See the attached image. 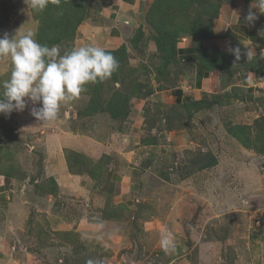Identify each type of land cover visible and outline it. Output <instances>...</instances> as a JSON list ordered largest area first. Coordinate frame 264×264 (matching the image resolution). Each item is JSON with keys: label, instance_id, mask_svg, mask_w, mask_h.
<instances>
[{"label": "rangeland", "instance_id": "rangeland-1", "mask_svg": "<svg viewBox=\"0 0 264 264\" xmlns=\"http://www.w3.org/2000/svg\"><path fill=\"white\" fill-rule=\"evenodd\" d=\"M87 1V18L79 26L75 42L55 45L61 49V54L86 45L112 50L110 46L113 41L106 35L113 27L107 26L106 13L108 7L119 0ZM154 1L146 0L142 8L147 11ZM217 1L202 0L190 9L192 18L201 22L205 29H209L212 24L216 28L224 6L240 9V12L244 10L241 15L244 18L252 3V0H222L223 5L216 12ZM26 8L24 0H0V36L5 32L13 36L18 30L20 33L32 31L41 43L35 12L21 11ZM252 11L258 16L255 28H261L262 42L253 47L256 57L247 60L242 55L236 61L235 56L230 55L236 66L240 62H248L250 67L251 63H256L250 69L238 68L234 79L238 86L248 72L256 73L258 83L254 87L253 100H246V89L238 86L243 90L240 98L244 100L233 99L229 105L213 106L194 114L191 119L185 120L190 128L168 131L162 114L170 110L183 111L175 110L176 104L165 103L158 94L152 101L150 97L146 99L148 116L147 108L144 106L141 109L138 103L141 100L139 97L147 91L145 87H142V92L141 88H134L136 82L127 85L132 90L140 91L131 99L132 110L140 108V116H135L132 111L123 123L112 119L105 110L93 112L95 119L82 117L80 112L92 109L93 98H100L102 109L107 108L113 94L124 90V84L115 85L112 77L106 79L100 89L98 83L87 84L86 91L77 99L62 105L55 120L56 125L50 126L47 122L42 123L43 127L39 125L38 120L30 114L31 105L23 112L0 114V183L5 178H11L15 190L14 194L6 196L5 202H0V254H4L3 258L0 257V264H86L89 259L98 261V264H264V156L256 149L244 148L228 132L230 124L252 126L256 119L264 116V77L256 71L264 68V14L258 9ZM137 17V20L141 18L140 22H143L146 30L141 49L134 51L129 45L133 28L127 23L123 24V44H128L132 67L146 64L136 76L137 82H150L155 87L157 82L154 77L148 82L142 73L143 70L149 71L150 66L154 67V62H159L155 58L158 54L151 51L153 42L150 41L149 30L151 33L153 31L146 22L145 13ZM183 22L182 17L177 21L178 24ZM190 39L195 43L193 38ZM209 40L202 43H211ZM45 45L52 47L47 43ZM246 47H242V52L247 50ZM143 53L153 63L145 59ZM175 69L182 73L184 68L175 66ZM10 72V59L0 58V94L3 92L2 83L9 79ZM186 77L187 74L177 79V74H173L169 80L174 82L172 87H180ZM202 96L204 99L212 95L203 93ZM184 97L189 101L198 96L195 91H189L184 93ZM142 117L144 125L140 126ZM148 118L151 121L149 125ZM108 125L110 128H106ZM32 128H46V132L66 130L77 136H95V129H105L102 133L104 142L110 140L107 144H111L106 170L113 168L110 172L113 173L127 167L130 173L133 169L142 171L141 194L130 198L134 206L129 210L110 209L108 198L97 202V206L82 200L84 198L79 193L72 195L69 203L63 205L66 207L65 212L60 213L65 220L75 222L89 217L96 225L103 224V228L94 229L95 232L92 231L88 237L85 235L88 239L74 230H55L44 222L39 227H33L35 229L26 225L28 221L42 219L44 214L35 206L39 197H46L42 189L54 186L53 179H47L43 172L46 132L42 135V131L33 132ZM184 132L189 135V139L183 137ZM256 136L257 132L254 131L252 141ZM145 139H156L158 143H144ZM162 148H166V153H163ZM71 152L80 154L73 149H66V160L67 155L72 158ZM106 152L102 153V158L107 157L104 156ZM208 152L217 157L218 164L200 171L192 161L198 158L199 153L202 157L203 153ZM79 168L76 167V171H80ZM107 173L105 187L97 179L94 184H100L102 189L105 188L111 194L114 188L110 185L111 174ZM97 192L94 190L95 194ZM117 209L119 213L116 220L113 212ZM7 219L12 220L14 228L26 229L21 230L20 234L8 231ZM164 229L170 230L175 236L176 251L173 253H166L160 246ZM9 232L14 234L10 235ZM106 247L118 251L112 262L103 258V249Z\"/></svg>", "mask_w": 264, "mask_h": 264}, {"label": "trees", "instance_id": "trees-1", "mask_svg": "<svg viewBox=\"0 0 264 264\" xmlns=\"http://www.w3.org/2000/svg\"><path fill=\"white\" fill-rule=\"evenodd\" d=\"M201 1L202 0H169L167 2V0H155L151 5L149 4L150 6L147 11L142 8V14L145 13L146 22L154 32L151 33V31L149 30V35L151 38L150 41L155 45L157 52L155 54H158L160 62L156 64L154 62V67L150 66L149 71H142V73L146 76L148 82L152 79V77H154L157 85L163 83L164 86L171 87L174 84V82L172 83L169 78L173 76V74H177L179 72L175 69V66L177 68H183V66H180L181 59L179 57L180 54L178 44L185 37H190L194 39V47L197 51V55L199 57L198 59L202 67H204V69H206L207 71L209 70L212 72H218L222 80L223 88H228V93L212 95L211 97H206L202 100H179V102L174 105L175 110L179 109L180 111H183V113H186V115H184L182 112H174V110H170L167 114H162V119L167 123L166 128L168 129V131H174L175 128L181 127L190 128L185 123V120L191 119L194 114H197L203 110H209L213 106H222L223 101L230 104L231 98L244 100L242 97L240 98V96L243 95L242 88L238 87L239 85L236 86V83L234 81L235 74L237 72V69L240 67L250 69L254 64H256L253 62L251 63L250 67V64L248 62H240L238 63V66H236L232 61V56L228 52H225L218 48L208 49L203 45V41L212 39L215 35L213 24L209 29H205L201 22L194 20L191 16L192 11H190V9H192L194 5L200 3ZM145 4L146 3H143L142 7ZM222 5L223 1L218 0L215 9L216 12L219 11ZM88 6L89 2L87 0H61V4L59 7H57L55 4L49 3L48 7L43 12H35V18L39 23L38 38L39 40H41V43H47L50 46H55L60 45L61 43L63 44L68 42H75L79 26L82 25V23L87 18L86 16L88 14ZM180 17L184 19V22L182 24L177 23ZM145 31V26H143V23H141V26L133 32V35L129 39L128 43L132 46L133 49H135L134 51H137V49H141V46L143 45V39L146 36ZM127 45V43L123 44L119 48L113 50L106 49V51L111 52L119 62L118 70L111 76L113 78V83H115V85L124 84V90L122 92L114 91L115 93L110 98L107 108L102 109L103 106L101 104L100 98H93L90 106V108L92 109H90V111L80 112L81 116L91 115L93 112L105 110L110 113L112 119L123 123L127 118H129L131 114L130 103L131 99L135 95H137L140 91L142 92L144 87L147 93L145 92V95L142 96L143 98H152V96L156 92V86L152 87L150 82L147 84H139L137 82L136 76L138 77V73L141 69L146 67V64H142L139 67H132L130 61L131 54ZM144 45H146V43ZM143 55L145 59H147L148 61L150 60L149 56L147 57L144 53ZM246 64L248 65V67L246 66ZM257 71L264 77L263 67H261ZM103 82H105V80ZM103 82H98V89L103 87ZM134 82H136V85H133V87L141 88L140 91L137 89H133L135 91L130 89L128 85L131 86ZM98 89L96 90L99 92ZM254 90L255 89L252 88L250 93L245 92L246 100H253L252 98ZM145 108H147V106H145ZM146 111L148 115V108ZM147 123L148 125L151 124L149 118L147 120ZM175 125L177 127H175ZM254 131L257 132V136L256 139L252 141L251 136ZM228 132L234 138L239 140L244 148L256 149L257 152L260 153V155L264 156V116L256 119L252 126L244 124H230V126L228 127ZM180 134L181 133H179L178 135ZM183 137L186 139L190 138L189 135L185 132ZM147 142L157 145L158 140L145 139L144 143ZM71 153L72 158L67 155V161L70 170L75 172V168L80 167V173H86L91 177L93 181H95L96 183L97 181H99L103 185L102 187H105L104 183L106 182V177L108 175L107 172H109L108 170H106L105 164L107 160L110 159V157L101 158L98 162L95 163L89 162L87 159H85L84 156L80 154H76L74 152ZM192 155L194 156V154ZM192 162L200 171H203L216 166L218 164V159L211 152L203 153L202 157L201 153H199L198 158L193 159ZM94 167H97V169H94ZM52 184L54 186L47 188L46 193L57 196L59 193L58 187L53 180ZM102 187L100 184L94 185V189L96 191L101 190ZM102 190H105V188H103ZM133 204V201H130L129 204L121 205L115 208L113 205H111L110 209L123 208L124 210H129V205ZM117 212L118 209L113 212L115 216L114 218L116 220L118 217Z\"/></svg>", "mask_w": 264, "mask_h": 264}, {"label": "crops", "instance_id": "crops-1", "mask_svg": "<svg viewBox=\"0 0 264 264\" xmlns=\"http://www.w3.org/2000/svg\"><path fill=\"white\" fill-rule=\"evenodd\" d=\"M144 2H146V0H119L118 3H114L111 7H108L109 10H106L107 18L105 22L107 26L113 27L112 30H110L109 34L106 35V38L110 36V40L113 41L110 49H117L121 45H123L124 35L122 33L124 23L129 24V26L133 28L131 34L141 26V23L143 22H140L141 18L140 20H137V15L142 14V4ZM221 10L222 14L219 15L220 18L218 19L216 28L214 29L215 36L211 40H209L211 41V43H203V45L205 44L204 46L206 48H218L220 50L228 52L227 48L229 46L233 48L239 46L241 49L242 47L246 46V48H253L257 43L262 42L260 39L261 28L258 29L255 28V25L249 26L248 24H246L244 18L241 16L244 10L240 12V9L231 8L228 6H224ZM151 47V51L153 52V54L157 53L155 45L152 44ZM178 49L180 54L179 57L181 59L180 66H183L184 69L182 70V73H177V78H183L187 74V77L183 79L184 83H182L180 87L164 86L163 83H161L160 85H156L157 90L152 96L151 101L154 100L153 98H155L157 94L160 96V98L164 99L165 103L171 102V104H176L177 102H179V100L186 99L184 97V93L189 91H195V95L198 96L195 97V99L193 98L194 100H201L203 97V93H207L209 95H220L228 93V88L224 89L222 86L220 74L218 72H212L209 70L207 71L206 69H204V67H202L199 62V57L194 47V43L192 42L190 37H185L178 44ZM155 58L159 60L158 57ZM150 61L152 62V60ZM257 79L258 78L256 76V73L248 72L245 78L238 85L244 86V89H246L245 92L250 93L252 88L255 87L256 83H258ZM254 92L255 90L253 91V93ZM139 99H141L138 101L141 109H144V106H148L146 97H139ZM232 99L234 98H231V100ZM227 104L228 103L223 101L222 106ZM141 109L136 108L135 110H132L131 107L130 112L132 113L133 111V113H135L134 115L138 117L141 115ZM82 117H89L94 119L96 118L93 113L91 115H85ZM37 122L42 126V122ZM47 123L50 126L56 125L55 121ZM139 125H144V117H142V122ZM106 128H110V126L108 125V127ZM32 129L33 132L42 131V135L46 132V128ZM104 131L105 129H95V136H93L92 134H89V136H77L74 133H70L68 131L66 132V130L64 132H58L57 130L46 132L44 136V150L46 151V155L43 159V172L47 179H53L57 182L59 193L57 196H54L52 194L46 193L47 188H43L42 190L45 192L46 197H39V201L37 202V205L35 207H39V210L41 211L40 213H43L44 215L42 216V219L40 221H28L26 225L28 224L30 228L35 229L33 227H39L40 223L44 222L46 226L50 228L54 227L53 229L55 230L62 231L65 229V232L74 230L80 233L84 238L88 239V235L92 231L95 232L94 229H97L96 224L90 221L89 217L78 219L75 222H68L60 214L61 212H65L66 207L63 205H65V203H69L72 195H75V193H79L84 198L82 200H84L88 204H95L97 206V202L101 203L103 200H106L105 198H108L110 205H113L115 208L121 205L129 204V202L132 201L130 199L131 197L135 196V194H141L142 186L140 177L142 171L139 169H133V172L130 173L126 167L123 170H117L111 174L110 172L113 168H110V185H113L114 188L111 194L102 189L99 190L97 194H95V184L90 176H88L86 173H80V171L73 172L70 170L65 155L66 149H73L74 151L80 153V155L93 160V162L95 163L103 157L102 153L104 151H107V154L104 156L110 157L111 154L109 145L111 144H107L108 142H110V140L108 142H104V134H102L104 133ZM135 149L137 150L138 147H135ZM162 151L163 153H166V148H162ZM12 183L13 182L11 178H5L4 180H1L0 202H5L6 196L15 193ZM10 198L11 196L8 197L7 200H9ZM97 198L99 199L95 202L94 199ZM132 206H134V204L129 205L130 208ZM6 222L8 231L20 234L22 233L21 230L24 231V229H26L14 228L12 220L7 219ZM9 234L13 235L14 233L12 234L9 232ZM85 235H87V237ZM117 254L118 251L113 250L110 247H106L103 249V258L107 262L114 261L117 257ZM0 257L3 258L4 254H0ZM35 264H39V262H35Z\"/></svg>", "mask_w": 264, "mask_h": 264}, {"label": "clouds", "instance_id": "clouds-1", "mask_svg": "<svg viewBox=\"0 0 264 264\" xmlns=\"http://www.w3.org/2000/svg\"><path fill=\"white\" fill-rule=\"evenodd\" d=\"M26 9L21 11L43 12L49 3L60 6L61 0H24ZM258 9L264 14V0H252L249 11L244 17L246 24L254 26L258 19ZM35 33L27 31L10 36L5 32L0 36V58L10 59L9 79L3 81L0 94V114L23 112L30 107V114L42 123L55 121L62 105L74 101L86 91L85 86L109 79L119 68V62L109 51L99 46L86 45L73 48L61 54L58 46L49 47L35 38ZM228 52L247 60L256 57L253 48L242 52L239 46L228 47ZM96 227L103 228L102 223ZM160 246L166 253L176 251L174 234L164 229L161 233ZM86 264H98L89 259Z\"/></svg>", "mask_w": 264, "mask_h": 264}]
</instances>
